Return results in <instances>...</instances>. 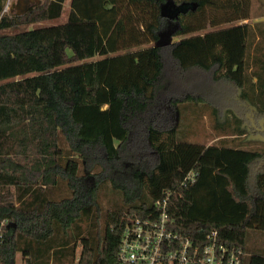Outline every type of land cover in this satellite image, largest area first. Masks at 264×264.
Masks as SVG:
<instances>
[{"label": "trees", "instance_id": "trees-1", "mask_svg": "<svg viewBox=\"0 0 264 264\" xmlns=\"http://www.w3.org/2000/svg\"><path fill=\"white\" fill-rule=\"evenodd\" d=\"M64 2L1 21L0 264L18 253L30 264H120L124 226L167 192L174 230L201 241L216 229L243 264H264L263 252L246 254L250 231L264 233V135L238 113L264 117V21L243 22L251 0H69L62 23L4 31L57 18ZM184 110L236 146L256 144L237 175L219 169L224 137L181 140ZM190 170L196 180L182 186ZM211 182L221 196L199 195ZM103 187L117 201L107 208Z\"/></svg>", "mask_w": 264, "mask_h": 264}, {"label": "built area", "instance_id": "built-area-1", "mask_svg": "<svg viewBox=\"0 0 264 264\" xmlns=\"http://www.w3.org/2000/svg\"><path fill=\"white\" fill-rule=\"evenodd\" d=\"M15 1L0 2V34L2 18L10 13ZM195 180L196 172L190 170L181 185L187 186ZM169 195L167 192L155 201L153 212L124 226L117 249L120 264H243L242 248L219 241L216 229L206 231L201 241H194L174 230L173 219L167 211ZM7 225V219L0 217V245ZM17 255L20 259H15L13 264H30L22 254Z\"/></svg>", "mask_w": 264, "mask_h": 264}, {"label": "rangeland", "instance_id": "rangeland-1", "mask_svg": "<svg viewBox=\"0 0 264 264\" xmlns=\"http://www.w3.org/2000/svg\"><path fill=\"white\" fill-rule=\"evenodd\" d=\"M68 3L69 0H65L63 4V11L61 15L57 18L47 19L40 22L31 23L28 25H21L19 27L6 29L4 31L8 33H13L21 29H30L34 27H41V26H48V25L62 23L66 20L67 17ZM251 10H252V14H251L252 16L249 19L244 20L243 22L254 24L255 22L264 21V0H251ZM209 29L211 28L209 27L206 30ZM172 39H176V38H172ZM221 96H223V94ZM222 111H224V109ZM222 113H221V117L223 116ZM238 113L247 124L251 125V123L252 124L254 123L256 125L255 127L256 129L252 127L253 131L262 134V136L264 135V129L262 132H259L257 130L258 129L257 127H259L257 122L261 118H263V116H255L251 110L245 108L238 110ZM178 118H179V128L181 129V131L179 130L178 135L180 136L181 140L203 143L206 146L213 147V146H220L219 144L221 141V137L222 138L224 137V142H225L224 145L228 146L227 150H224V148L222 147L220 148V150H214L213 148V151L218 156H220V159L224 160L223 162L227 163V166L226 165L224 166V164L221 165V167L219 168L221 171L228 170L229 172L234 173V175H237L235 173L238 172L239 170V167L236 164L237 158L240 156L248 155L252 150L251 147H254L256 145L253 143H246L244 144V146H242L243 144L241 146H236L238 145V143H241L239 140H236L239 138H233L234 140H232L230 136H225L228 134H224V133H228V132L214 129L211 125L212 119L209 117H207V120L205 116L203 117V119L201 117L198 122V119L196 118L195 114H192L184 110L182 113L178 115ZM255 136H260V135L257 134ZM235 179L236 181L239 182L240 178L239 176H236ZM220 188H222V185L218 184V186H216L214 183L211 182L208 185L207 192L205 191V193H201L199 195H203L205 197H211V193H215L216 195L221 196ZM118 193L113 192V195L119 197ZM99 199H100V203L104 208L110 207V204L112 205L113 202L115 203L117 202L112 200V194H110V192H107L106 188L104 187L101 189ZM263 249H264V233L261 234L258 233L256 230H251L250 236L246 242V254H250L253 251H260L264 253ZM16 259L19 260L20 256L17 255Z\"/></svg>", "mask_w": 264, "mask_h": 264}, {"label": "water", "instance_id": "water-1", "mask_svg": "<svg viewBox=\"0 0 264 264\" xmlns=\"http://www.w3.org/2000/svg\"><path fill=\"white\" fill-rule=\"evenodd\" d=\"M38 1L39 0H16L10 8V13L22 14L31 4L37 3ZM258 124L262 127L264 124V117L258 121Z\"/></svg>", "mask_w": 264, "mask_h": 264}, {"label": "flooded vegetation", "instance_id": "flooded-vegetation-1", "mask_svg": "<svg viewBox=\"0 0 264 264\" xmlns=\"http://www.w3.org/2000/svg\"><path fill=\"white\" fill-rule=\"evenodd\" d=\"M258 123V122H257ZM259 125V124H258ZM251 127H253L254 129H256L255 127H256V125L253 123H251ZM258 129V131L259 132H262L263 131V129H264V124L262 125V127H261V125H259V127H257Z\"/></svg>", "mask_w": 264, "mask_h": 264}]
</instances>
